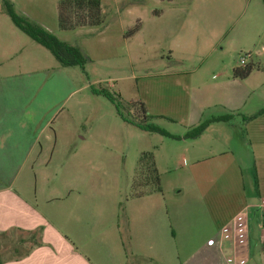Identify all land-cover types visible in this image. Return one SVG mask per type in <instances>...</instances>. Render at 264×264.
<instances>
[{"label": "crops", "instance_id": "1", "mask_svg": "<svg viewBox=\"0 0 264 264\" xmlns=\"http://www.w3.org/2000/svg\"><path fill=\"white\" fill-rule=\"evenodd\" d=\"M166 5V10L154 13L159 20L171 17L169 11L175 0ZM137 21L138 35L143 21ZM42 27L92 59L86 48L69 35ZM76 30L62 32L74 34ZM176 31L169 24L156 34L160 40L170 41V62L174 49L189 47V38H178ZM120 32L123 34V30ZM22 33L18 28L0 27L3 264H227L233 254L231 246L218 240L222 229L245 211L249 212L250 228L246 264H264V211H254L264 201V113L245 126L247 142L255 153L258 183L254 189L246 188L244 171L237 167L232 152L200 157L191 147L187 149L192 160L189 175L199 204H188L182 209L165 206L157 197L161 194L156 193L131 199L120 217L113 202L96 201L94 181L89 176L82 179L75 165L62 176L60 187L51 188L52 179L59 176L47 170L48 163L82 156L75 130L56 123L60 110L78 90L65 73L67 68L40 44L28 43ZM207 65L206 59L193 70L158 76L165 79V87L154 95L162 109L160 114L179 117L178 108L182 107L181 121L189 130L214 117L234 115L235 121L241 116L247 105L244 100L252 94L245 86L249 77L240 80L228 73L217 80V76H208ZM228 124L213 123L200 138L182 142H202L213 128ZM83 152L87 153L85 159H93L91 150L84 148ZM40 165L46 169H39ZM40 229L42 234L38 233ZM40 241L42 245H37ZM7 244L10 249L5 247Z\"/></svg>", "mask_w": 264, "mask_h": 264}, {"label": "rangeland", "instance_id": "2", "mask_svg": "<svg viewBox=\"0 0 264 264\" xmlns=\"http://www.w3.org/2000/svg\"><path fill=\"white\" fill-rule=\"evenodd\" d=\"M10 1L19 16L28 18L40 27L54 28L59 35H69L92 56V61L84 68H67L65 72L78 92L60 110L56 123H63L75 130L82 156L75 160L48 163L47 170L59 176L52 179L51 188L60 187L62 176L71 169V165H75L82 179L89 176L94 181L96 201L113 202L116 213L118 211L122 217L119 205H123L124 209L127 202L133 199L132 186L141 155L152 152L162 187V193L157 197L165 206L186 208L188 204L200 203L189 175L192 160L187 149L194 147L200 157L232 152L237 167L244 171L246 188L254 189L258 183L255 153L242 127L243 115H255L264 109L263 0H175L174 7L169 11L171 17L160 20L154 13L166 10L167 1L99 0L107 14L104 15L105 25L94 29L79 28L74 34L64 33L58 28V4L62 0ZM128 10L134 13H126ZM199 12L206 14L200 15ZM138 19L143 21L142 32L129 34L138 25ZM169 24L177 29L178 38H189V47L186 50L174 49L171 62L168 58L170 41H162L156 36L160 29L168 28ZM0 27L17 29L5 11L3 0H0ZM181 29H186V32ZM21 35L28 43L35 45L25 33ZM40 49L44 50L42 47ZM206 59L208 76H217V80L228 73L233 75L235 69L244 68L242 59H246V65L254 64L260 68L245 83L252 94L246 96L244 102L247 105L242 109L241 116L227 126L213 128L202 142L188 140V144H185L182 140H172L126 124L106 98L92 92V89H104L120 96L124 113L134 122L143 120L141 107L132 106V103L141 101L148 115L153 117L148 124L184 137L189 129L181 121L182 107L178 108L179 117L159 113L162 109L154 95L165 87L162 83L165 79L158 76L172 71L193 70L203 65ZM84 148L91 150L93 159H85L87 153L83 152ZM213 163L216 161L210 162ZM38 168L44 170L46 166L40 165ZM40 231L38 233L42 234V229ZM5 247L10 249L11 245Z\"/></svg>", "mask_w": 264, "mask_h": 264}, {"label": "trees", "instance_id": "3", "mask_svg": "<svg viewBox=\"0 0 264 264\" xmlns=\"http://www.w3.org/2000/svg\"><path fill=\"white\" fill-rule=\"evenodd\" d=\"M162 1L171 2L173 0ZM3 4L7 15L11 18L14 25L33 41L50 51L63 67L84 68L86 64L92 61L80 48L62 42L56 36L36 25L28 18L19 16L10 0H3ZM104 23L105 16L102 10V4L99 0H62L58 4V27L61 31H74L79 28L87 27L97 28L103 26ZM139 30L140 24L138 23V25L129 31V34L135 35ZM259 68V66H255L254 64H247L244 68L235 69L233 71V76L236 79L246 80L255 70H259ZM92 92L95 95L106 98L115 107L120 119L126 124L133 125L144 132L161 134L172 140H196L206 132L211 124L217 122L230 123L235 119L234 115L214 117L203 121L194 128H191L184 137L175 136L154 124H148L149 120L153 119V117L148 115L145 106L141 101L132 103V106L139 105L143 113V120L141 122H134L124 113V106L120 100V96H115L110 91L104 89H92ZM263 113L264 109L252 117H243V130L248 122L254 120ZM245 131L246 130H244V132ZM132 188V198L134 199L162 193L161 179L156 166L154 153L147 152L141 155ZM121 211H124L123 205H121ZM262 224L264 226V215ZM37 245L42 244L37 243ZM0 264H3L1 260Z\"/></svg>", "mask_w": 264, "mask_h": 264}, {"label": "built area", "instance_id": "4", "mask_svg": "<svg viewBox=\"0 0 264 264\" xmlns=\"http://www.w3.org/2000/svg\"><path fill=\"white\" fill-rule=\"evenodd\" d=\"M250 58V55H247ZM241 64L246 66V59L241 60ZM258 210L264 211V201L257 206ZM249 212L245 211L235 217V219L225 226L221 232L219 243H229L232 255L227 259V264H246L247 247L249 244Z\"/></svg>", "mask_w": 264, "mask_h": 264}]
</instances>
